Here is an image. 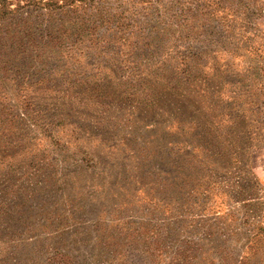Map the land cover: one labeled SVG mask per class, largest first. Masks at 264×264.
Instances as JSON below:
<instances>
[{"label":"rangeland","instance_id":"obj_1","mask_svg":"<svg viewBox=\"0 0 264 264\" xmlns=\"http://www.w3.org/2000/svg\"><path fill=\"white\" fill-rule=\"evenodd\" d=\"M3 5L0 264H264V0Z\"/></svg>","mask_w":264,"mask_h":264},{"label":"trees","instance_id":"obj_2","mask_svg":"<svg viewBox=\"0 0 264 264\" xmlns=\"http://www.w3.org/2000/svg\"><path fill=\"white\" fill-rule=\"evenodd\" d=\"M5 0H0V12H2L3 11V8H5V5H3V2H4ZM175 145H181V146H185V145H187L185 142H175L174 143ZM192 149H195V150H197V151H199V153L201 152L200 151V149H198V148H194V147H192ZM181 179H185V177H183V176H179Z\"/></svg>","mask_w":264,"mask_h":264}]
</instances>
